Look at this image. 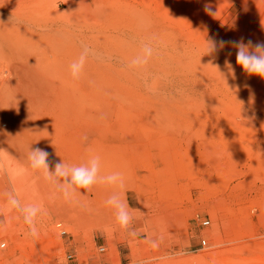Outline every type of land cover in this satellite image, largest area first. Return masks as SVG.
I'll return each mask as SVG.
<instances>
[{"label": "rangeland", "instance_id": "374dc122", "mask_svg": "<svg viewBox=\"0 0 264 264\" xmlns=\"http://www.w3.org/2000/svg\"><path fill=\"white\" fill-rule=\"evenodd\" d=\"M108 1L81 0L69 7L64 0H46L41 16L59 9L72 35L97 36L113 30L104 14ZM117 1L163 25L159 35L163 42L178 36L187 55L181 64L196 70V76L171 75L166 65L139 76L137 90L143 98L138 108L129 105L121 110L114 105L103 116L108 125L100 128L112 134L99 129L100 135L81 124L76 108L80 100L66 92L44 94L49 100L45 106L35 103V95V100L24 99L41 118L21 136L39 141L12 150L0 138V245L5 243L0 264H264V78L249 75L236 64L237 50L230 43L217 45L216 53H233L234 75L225 63L219 69L200 63L208 39L264 41V0ZM94 42V37L88 41L92 58H123L119 49L100 51ZM49 62L64 61L51 54ZM45 66L25 52L0 48V99L12 90L10 86L28 85L25 75L48 73ZM95 95L88 93L90 99ZM8 107L0 101L4 127L12 120ZM123 113L144 116L150 129L147 135L140 129L135 136L136 150L130 135L112 125ZM36 147L49 153L50 170L62 160L69 165L85 163L93 151L101 157V175L121 172L126 187L97 184L91 192L78 189L75 202L68 203L54 184L31 168L29 152ZM114 191L121 192L133 215L129 230L120 228L115 210L105 203ZM8 193L21 204L45 209L46 215L38 217V238L27 234L22 213L9 208ZM131 230L138 235H129Z\"/></svg>", "mask_w": 264, "mask_h": 264}, {"label": "bare ground", "instance_id": "6f19581e", "mask_svg": "<svg viewBox=\"0 0 264 264\" xmlns=\"http://www.w3.org/2000/svg\"><path fill=\"white\" fill-rule=\"evenodd\" d=\"M45 1L0 0V48L14 54L27 53L30 59L35 60L38 64L47 65L45 67L48 72L42 71V73L35 72L25 75L24 79L32 89H29L26 84L10 86L13 91H8L0 99L5 105L10 106L6 110L9 118L12 119L10 122L4 123L7 125L6 127L0 124V138L6 140L12 150H18V147L21 148L23 144L29 142L35 146L39 141L37 137L23 138L21 136V133L33 130L38 124V119L41 118L38 114H33L30 107L24 102V99L28 98L35 100L33 95L37 97L36 104L45 106L49 100L46 101L43 97L44 94L50 97L56 96L57 92L60 95L66 92L68 96H74L80 100V104L76 108L81 124L85 126L88 124L96 133H100L99 129H101L103 132L112 134V132L104 130L105 128H100L105 124L108 125V121L103 116L105 112L111 111L114 105H119L121 110L129 105L138 108L139 102L143 98L141 92L137 90L139 76L144 78L147 73L148 75L150 72L154 73L158 67L156 65H166L170 68L169 74L171 75H183V77H189L187 79L194 78V76L190 77L191 74L196 76V70L181 64L184 59H187L185 50H182L185 43H181L180 38L175 35L167 42H163L159 36L163 25L154 22L153 18L139 10L125 7L117 0L108 1L106 5L108 8L104 14L106 22L110 27H113V30L110 31L111 28L107 29L110 32L102 30L97 36L75 35L74 33L72 35L68 30L67 19L59 9H56L52 16H41L44 11L40 9V6ZM64 2L69 7H73L80 4L81 0H64ZM86 4L88 6L90 3L86 2ZM92 37H94V43L97 44L96 47H99L97 50L102 51L103 47L119 49L124 53L123 58L118 60L92 58L88 52L90 46L88 41ZM146 42L151 44L152 56L146 64L132 66L131 62L136 57L143 56ZM157 43L159 44L157 45ZM161 45H163L162 48ZM206 47L202 48L203 52L206 51ZM51 54L59 55L64 62L58 65L50 64ZM82 54H86L84 66L87 70H82L79 78L76 79L72 76L70 66L73 62L78 61ZM218 54L216 52L211 55L205 54L200 57V63L203 62L204 67L211 64L210 67L214 69H219L223 63L226 64V61L231 64L230 56L233 54L231 51L227 50ZM192 55L195 54L192 53ZM58 58L54 56L53 59L56 61ZM196 59L198 60L197 57ZM52 73L64 81H54ZM173 77L175 78V76ZM34 79L36 83H33ZM47 79L50 81L49 83ZM88 93L96 94V97L90 99ZM87 108H90L91 111H88ZM136 117L123 113L120 115V121L116 120L112 124L118 130L130 135V144L134 150L139 148L138 144H134V141H136L135 136L140 133V129L145 134L150 131L145 124V117ZM21 118L24 121H21ZM138 123L139 126H137ZM48 126L50 125L48 124ZM100 135L102 134L100 133ZM93 137H90L91 142L96 140ZM161 138L166 140L165 136ZM90 144L88 143V148L91 151ZM109 174L111 173L108 172L107 175Z\"/></svg>", "mask_w": 264, "mask_h": 264}, {"label": "clouds", "instance_id": "9594fccd", "mask_svg": "<svg viewBox=\"0 0 264 264\" xmlns=\"http://www.w3.org/2000/svg\"><path fill=\"white\" fill-rule=\"evenodd\" d=\"M205 11L214 14L211 8L206 7ZM226 43L232 44L236 48V64L241 66L244 72L249 75H257L264 78V41L253 42L248 40L246 43L243 38L239 41H216L214 39L207 40L206 51L203 55L215 53L218 51L217 45L223 48ZM143 56L136 57L132 62V66H140L146 64L148 59L153 54V49L149 45H145ZM86 54H82L80 59L70 66L73 78L78 79L83 70ZM229 71L234 75V70L231 64L226 61ZM224 77V76H223ZM87 140V136L82 137ZM30 166L34 170L42 173L43 177L54 184L63 199L68 203L75 202V197L78 189H83L86 192H91L93 186L97 184H108L118 190H123L126 187L124 174L114 172L107 176L101 175V157L98 154L90 153L87 161L79 165H69L63 160L55 162L54 170H50L49 153L39 147L33 148L29 152ZM115 210L116 221L121 229L129 230L133 222V215L129 210L127 203L122 200L121 192L114 191L105 202ZM7 204L10 209L19 210L23 215V220L28 225V235L32 238H38L40 231L37 226L38 217L46 215L45 209L38 204H21L16 195L7 194ZM91 211V209H89ZM129 235L135 237L138 233L135 230L129 231ZM153 248L158 247L156 241H150ZM3 247V245H0Z\"/></svg>", "mask_w": 264, "mask_h": 264}, {"label": "built area", "instance_id": "2783aa9c", "mask_svg": "<svg viewBox=\"0 0 264 264\" xmlns=\"http://www.w3.org/2000/svg\"><path fill=\"white\" fill-rule=\"evenodd\" d=\"M206 223L208 224L209 221H207ZM204 244H206V241H204ZM1 245L5 246V243L3 242Z\"/></svg>", "mask_w": 264, "mask_h": 264}]
</instances>
